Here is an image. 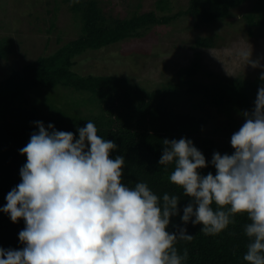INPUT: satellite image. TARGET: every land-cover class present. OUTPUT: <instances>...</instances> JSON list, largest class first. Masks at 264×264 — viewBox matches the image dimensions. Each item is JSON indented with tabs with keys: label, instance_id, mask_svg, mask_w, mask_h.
<instances>
[{
	"label": "clouds",
	"instance_id": "1",
	"mask_svg": "<svg viewBox=\"0 0 264 264\" xmlns=\"http://www.w3.org/2000/svg\"><path fill=\"white\" fill-rule=\"evenodd\" d=\"M237 55L264 67L251 59L252 49ZM259 79L253 107L230 137L231 154L215 151L206 161L191 139H163L158 165H174L169 180L182 194L160 197L146 182L124 184L125 157H112L116 143L91 121L77 129L78 138L35 121L38 131L19 150L27 157L20 183L0 207L13 223L24 221L22 247H0V264H186L188 250L176 245L194 239L189 223L215 236L238 214L249 221L243 260L264 264V71ZM209 166L215 174L202 173ZM182 197L189 202L181 209Z\"/></svg>",
	"mask_w": 264,
	"mask_h": 264
},
{
	"label": "trees",
	"instance_id": "2",
	"mask_svg": "<svg viewBox=\"0 0 264 264\" xmlns=\"http://www.w3.org/2000/svg\"><path fill=\"white\" fill-rule=\"evenodd\" d=\"M245 1L187 0L186 8L172 15L135 10L123 18L105 14L98 0H72L70 8L79 22V36L52 53L40 54L22 65H8L9 71L0 78V207L6 204V194L20 183L19 170L27 157L19 150L29 142L31 134L38 131L35 121H42L45 127L52 123L58 131L72 132L74 138H78V128L88 121L93 122L98 135L116 143L117 150L112 152V157H125L122 182L129 187H134L136 182H146L160 197L166 192L182 194V189L169 180L174 165H168L167 170L164 165H158L163 139H191L206 161L211 160L215 151L231 154L230 137L243 123L242 119L234 118V113L252 109L262 83L261 73L254 79L197 82L192 78L200 68L196 59L180 70L179 76L186 79L176 83L167 81L158 88L147 89L124 76L81 75L72 70V66L76 57L88 50L137 37L142 29L152 25L167 24L183 14L194 16L195 26L208 25L229 17L232 10ZM166 4L167 0H156L160 10H164ZM243 18L250 35L253 27L264 30V0H256ZM214 44L215 38L211 35L196 36L193 47ZM16 48L12 36L0 35V60L7 61ZM182 84H187L185 90H181ZM59 89L67 91L63 102ZM204 105H210L227 118L224 125L228 132L219 139L216 131H220L223 124L210 128L212 115ZM85 107L92 110L84 112ZM201 171L205 175L215 174L211 166ZM188 199L182 197L181 209ZM212 206L216 208L215 204ZM235 219V224L215 236L204 235L200 232L202 225L189 223L187 229L194 239L176 245L181 253L185 248L188 250L186 264H246L243 255L249 239L244 225L249 221L246 214H238ZM173 222L181 224L179 217H174ZM24 227L22 219L13 223L8 215L0 212V247H22L18 233ZM172 230L170 226L169 231Z\"/></svg>",
	"mask_w": 264,
	"mask_h": 264
},
{
	"label": "rangeland",
	"instance_id": "3",
	"mask_svg": "<svg viewBox=\"0 0 264 264\" xmlns=\"http://www.w3.org/2000/svg\"><path fill=\"white\" fill-rule=\"evenodd\" d=\"M98 1L105 14L123 18L135 10L137 13L151 10L157 15H172L187 6V0H167L164 10L157 8L156 0ZM255 2L247 0L232 10L229 17L208 25L195 26V17L189 14L167 24L152 25L142 29L137 37L79 55L72 70L81 75L124 76L141 87L154 89L167 81L176 83L186 79L179 76L180 70L197 59L200 68L192 77L197 82L210 83L221 78L254 79L264 67L246 65L237 54L240 50L252 49L251 59L264 66V30L253 27L250 35L243 18ZM71 4L72 0H0V35L12 36L17 46L7 61L0 60V78L9 71L8 65H22L40 54L52 53L63 43L79 36L80 26ZM209 35L215 38L213 46L193 47L196 36ZM58 37L61 40H57ZM186 88L187 84L181 85V90ZM59 92L63 102V94L67 91L59 89ZM68 96L72 97L70 93ZM204 107L212 115L210 128L223 124L221 130L216 131L217 139L227 134L224 125L227 118L210 105ZM90 110L92 107L84 108V112ZM234 118L244 122L240 113H234Z\"/></svg>",
	"mask_w": 264,
	"mask_h": 264
}]
</instances>
